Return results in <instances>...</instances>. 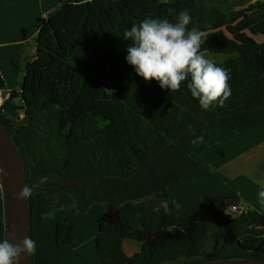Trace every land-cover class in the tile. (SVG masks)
Wrapping results in <instances>:
<instances>
[{
    "label": "trees",
    "instance_id": "1",
    "mask_svg": "<svg viewBox=\"0 0 264 264\" xmlns=\"http://www.w3.org/2000/svg\"><path fill=\"white\" fill-rule=\"evenodd\" d=\"M230 0H59L38 19L35 51L9 92L21 112L0 105V125L14 144L24 177L33 238L32 198L68 187L100 205L94 264H193L228 259L264 260V215L231 217L225 198L188 211L170 185L192 172V152L207 127L232 129L264 120V64L238 52L213 60L229 70L231 95L202 110L182 82L177 91L144 80L125 61L126 29L146 17L174 21L189 10L201 32L247 15L264 21V0L234 8ZM194 25L190 23L188 28ZM18 67L17 62H12ZM167 199L169 210L153 209ZM0 178V239L7 234ZM131 215V216H128ZM176 228V231H174ZM78 227L65 214L54 221L58 249L73 246ZM125 242L138 248L129 254ZM30 264L33 255H29Z\"/></svg>",
    "mask_w": 264,
    "mask_h": 264
},
{
    "label": "crops",
    "instance_id": "2",
    "mask_svg": "<svg viewBox=\"0 0 264 264\" xmlns=\"http://www.w3.org/2000/svg\"><path fill=\"white\" fill-rule=\"evenodd\" d=\"M58 1L0 0V72L5 79L2 93L12 90L21 82L23 66L33 56L35 50L33 47L29 53L24 51L29 41L35 40L37 36V29L33 28L34 24L38 19L46 18L48 11ZM263 23L264 21L260 24ZM228 26L224 25L220 28L226 29ZM256 55L264 56V54L259 55L258 53ZM260 60L264 64L262 58ZM12 62H17L18 67H15ZM15 78L18 81H15ZM14 104L18 106L19 102L14 101ZM192 156L198 163L197 168L180 177L169 188L170 195L178 206L186 210L195 207L191 209L194 210L205 205L209 197H220L216 201L219 204L226 196H240L238 197L240 199L239 205L249 210L262 212L260 208H264V205L258 202L257 196L260 185L255 181H264V120L253 119L237 129H232L224 123L210 125L202 133L200 143L192 152ZM217 176L229 184L240 187L239 189L243 194L239 195V191H230L229 189L221 191L225 197H221L219 193H215L216 195L195 193L200 190L199 187H202L204 183L208 184V178ZM80 193L83 194V192ZM37 195L42 197L41 193L35 195L34 206L37 205ZM189 195H193V198L191 202H186L184 198ZM195 195H200V201L202 200V203L197 206L194 205L197 201ZM89 199L93 201L92 198L89 197ZM94 209L100 216V209L97 204ZM61 214L66 215L65 212H57L54 215V221ZM66 216L71 221L75 220V217L70 214ZM98 216L97 223L99 222ZM33 219V239L36 241V252L33 255L34 264L83 263L75 257L74 251L70 247H74L79 255L84 258V245H89L93 240L95 244L96 226L89 228L86 224V217L82 220L84 227L82 239L80 238L74 246H68L55 252L53 229L39 225V218L37 221L33 216ZM65 249L69 252H66ZM93 255L90 262L85 264H94L97 261V253Z\"/></svg>",
    "mask_w": 264,
    "mask_h": 264
},
{
    "label": "clouds",
    "instance_id": "3",
    "mask_svg": "<svg viewBox=\"0 0 264 264\" xmlns=\"http://www.w3.org/2000/svg\"><path fill=\"white\" fill-rule=\"evenodd\" d=\"M190 23L194 25L192 28H188ZM203 33L205 32H201L195 26L187 9L179 11L174 21L167 18L146 17L123 32V39L129 42L125 61L144 80L157 81L161 89H167L170 92L177 91L181 88L182 82H187V89L191 96L198 101L202 110L209 109L214 103L223 105L231 95V87L228 82L230 79L229 70L218 66L213 60L201 54V46L205 42ZM4 85L0 90V105L11 91L2 96ZM12 102L14 104L13 99ZM20 105V103L18 106L15 105L18 113L21 112ZM255 182L260 185L257 193L258 202L264 205V181L257 180ZM32 191L31 186L25 185L16 193V198L27 200ZM230 206L233 205H228L226 211ZM235 206L244 207L239 203ZM161 209L165 212L169 210L167 199L160 201L153 210L159 213ZM227 215L236 216L234 214ZM35 252L36 241L30 235H25L15 243L7 234L0 239V264H19L21 257L34 255Z\"/></svg>",
    "mask_w": 264,
    "mask_h": 264
},
{
    "label": "rangeland",
    "instance_id": "4",
    "mask_svg": "<svg viewBox=\"0 0 264 264\" xmlns=\"http://www.w3.org/2000/svg\"><path fill=\"white\" fill-rule=\"evenodd\" d=\"M161 1H165V0H161ZM33 28L35 29V26ZM203 34H204L205 42L201 46V54L206 56L210 60H217L220 59L221 56L228 55L231 53H238V52H246V53H254V54L258 53L259 55L264 54V23L260 24V23H256L254 20H248L247 15L240 18L239 21H237L235 24L229 25L226 29L219 28L217 30L208 31ZM33 47H35L34 39L29 41V44L25 46L24 51L26 53H29ZM259 57L260 59L262 58V60L264 61V56H259ZM15 81H18V79L15 78ZM4 94H6V92L3 93L1 92L2 96H4ZM219 177L217 176V177L208 178L207 180L208 184L204 183L202 187H199L200 188L199 191L195 192L193 190V192L200 193L201 195L203 194L216 195L215 193H219L221 197H225L221 191H224V189H229L230 191L232 190L239 191V195L243 194L239 189L240 187L238 188L237 186L229 184L228 182H225L223 178L221 177L219 178ZM80 192H83V194ZM37 193H41L42 197L40 198L39 195H37V205L35 204L34 206L35 195ZM195 197L197 198V201L196 204L194 205L197 206L200 203H202L201 202L202 200L200 201V195H195ZM229 197H240V196H226V198ZM192 198L193 195H189L186 196L184 200L186 202H191ZM204 199H206V197H204ZM32 203H33L32 204L33 216L35 217V220L38 221L39 218L40 221L39 225H43L45 228L50 227V229H53V233H54V215L57 212H62V213L65 212L66 215L70 214L72 217H75L74 221H71L68 218L70 223H75L78 227V235L75 244H77L78 240L80 238L82 239L83 237L82 232L84 227L82 220L84 218L87 217L86 224L89 228H94L96 226V230H98L99 222L97 223V216L99 214L94 209L97 203L95 201H90L88 195L82 189H78L77 187H68L54 194H49L46 191H37L36 193L33 194ZM97 206L100 209V205L97 204ZM192 208H190L188 211H191ZM260 210L262 212L259 213L264 215V208H260ZM98 219L100 220V216H98ZM124 243H125L124 248L128 254L131 251H134L138 248L136 242L130 243L124 241ZM54 248L56 250L55 252H58L60 250L56 246ZM70 248L74 251L75 257L83 262L78 264H85L86 262H90L92 254L96 255L97 253L94 240L89 245H84L83 248L84 250L83 253L85 254L84 258H82L79 255V252L74 247H70ZM65 251L69 252L67 251V249H65Z\"/></svg>",
    "mask_w": 264,
    "mask_h": 264
},
{
    "label": "water",
    "instance_id": "5",
    "mask_svg": "<svg viewBox=\"0 0 264 264\" xmlns=\"http://www.w3.org/2000/svg\"><path fill=\"white\" fill-rule=\"evenodd\" d=\"M253 0H230L233 7L241 8ZM5 83L0 72V90ZM3 109L11 116L17 117L18 110L12 102V98L6 97L2 102ZM0 178L4 200V218L7 235L15 243L21 240L29 232L28 199H17L16 193L28 185L22 171L19 154L10 140L9 134L0 125ZM240 202L238 197L225 199L228 205H237ZM176 231V228H174ZM19 264H30L29 255L23 256ZM193 264H264V260L259 259H228L218 261H207Z\"/></svg>",
    "mask_w": 264,
    "mask_h": 264
},
{
    "label": "built area",
    "instance_id": "6",
    "mask_svg": "<svg viewBox=\"0 0 264 264\" xmlns=\"http://www.w3.org/2000/svg\"><path fill=\"white\" fill-rule=\"evenodd\" d=\"M247 209L245 207H238V206H230L229 209L226 211L227 214H234V215H237V214H240L242 212H245Z\"/></svg>",
    "mask_w": 264,
    "mask_h": 264
}]
</instances>
